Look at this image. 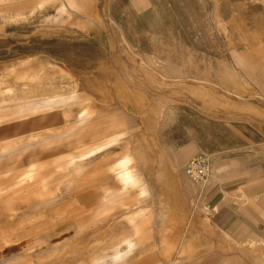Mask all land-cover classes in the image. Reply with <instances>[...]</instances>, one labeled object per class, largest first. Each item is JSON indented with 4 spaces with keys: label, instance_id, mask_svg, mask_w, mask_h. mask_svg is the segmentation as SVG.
I'll list each match as a JSON object with an SVG mask.
<instances>
[{
    "label": "rangeland",
    "instance_id": "374dc122",
    "mask_svg": "<svg viewBox=\"0 0 264 264\" xmlns=\"http://www.w3.org/2000/svg\"><path fill=\"white\" fill-rule=\"evenodd\" d=\"M200 155L197 183L184 169ZM126 158L148 191L130 209ZM0 162L31 174L7 211L17 231L48 236L11 264H106L140 208L122 264H264V242L222 253L206 207L215 187L264 186V0H0Z\"/></svg>",
    "mask_w": 264,
    "mask_h": 264
},
{
    "label": "crops",
    "instance_id": "0c3cea01",
    "mask_svg": "<svg viewBox=\"0 0 264 264\" xmlns=\"http://www.w3.org/2000/svg\"><path fill=\"white\" fill-rule=\"evenodd\" d=\"M2 148L5 149V147ZM11 173L15 172L0 171V264L15 263L18 254L22 253L23 250L30 249L33 243L39 241H35L36 239H40V241L48 239V236L43 237V235L37 237L27 236L25 229L18 232L17 216L7 214L8 208L12 207L15 199L11 197L14 195L12 193L20 190L27 178L31 176V174L28 175L29 172L18 177L16 174ZM126 193L124 191L117 194L124 196L127 195ZM104 197V208L108 211L107 207L112 202L114 194L113 192L105 193ZM134 200L133 205L124 204V206L130 209L131 206L140 204L138 195L134 196ZM206 204L216 228L228 240L226 251L224 250L222 253L228 254L232 248H244L250 244L264 242V186L262 184L244 182L230 187H215L211 190ZM219 253L221 252H214L213 254ZM213 254L195 264H219L220 260L217 262V257ZM235 254L241 257L244 255L241 250ZM236 258L242 260L239 257Z\"/></svg>",
    "mask_w": 264,
    "mask_h": 264
},
{
    "label": "bare ground",
    "instance_id": "6f19581e",
    "mask_svg": "<svg viewBox=\"0 0 264 264\" xmlns=\"http://www.w3.org/2000/svg\"><path fill=\"white\" fill-rule=\"evenodd\" d=\"M70 4H72V3H70ZM78 120H79L78 125H81V124L86 125L88 123L87 120H89V114L85 109H83L79 113ZM80 127L81 126H79V128ZM103 149H104V145L99 146V147L92 149V150H90V151H88V152H86L80 156L72 157L71 160H69L67 163L69 164V166H75V165L81 166L83 162L89 161L91 158L94 157V155H96L97 153H99ZM77 171H78V169H77ZM79 171H80V169H79ZM114 171H115V173H114L115 179L120 185V190H119L120 192H124V191H127V190L132 189V188H138V196L140 198V201L147 198L148 191H147L146 187L144 186V183H143L141 177L137 173V170L128 165L127 158L124 162H121L119 165V168L115 169ZM114 175H113V177H114ZM126 215L127 216L125 218L131 226L132 234H131V236L124 237L122 240L118 239V244L115 248L112 247V248H114V249H112L113 252L106 259V261H108L106 264H122V263L126 262L128 255L131 252H133L135 250V248L137 247V243H136L135 238L139 235V233L141 231V227L144 224L143 222L145 221L146 217L148 216L147 211L145 208H140V209H137L135 211L129 212ZM142 236H144V235H142ZM122 247H124V249H121ZM105 257L106 256H104L103 259H105ZM100 262H101V259H100Z\"/></svg>",
    "mask_w": 264,
    "mask_h": 264
},
{
    "label": "built area",
    "instance_id": "2783aa9c",
    "mask_svg": "<svg viewBox=\"0 0 264 264\" xmlns=\"http://www.w3.org/2000/svg\"><path fill=\"white\" fill-rule=\"evenodd\" d=\"M210 162L205 156H197L187 162L185 166L186 175L197 183L205 182L208 178Z\"/></svg>",
    "mask_w": 264,
    "mask_h": 264
}]
</instances>
